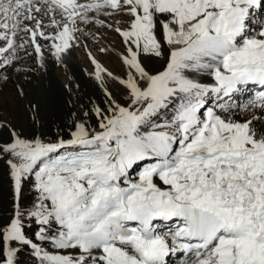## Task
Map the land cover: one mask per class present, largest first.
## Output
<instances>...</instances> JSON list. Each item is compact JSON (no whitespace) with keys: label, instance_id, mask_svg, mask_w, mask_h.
I'll return each mask as SVG.
<instances>
[{"label":"snow or ice","instance_id":"obj_1","mask_svg":"<svg viewBox=\"0 0 264 264\" xmlns=\"http://www.w3.org/2000/svg\"><path fill=\"white\" fill-rule=\"evenodd\" d=\"M261 13L264 0H0V85L83 47L104 96L28 100L31 135L0 121V264H264ZM101 30L119 37L97 48L119 73L81 42Z\"/></svg>","mask_w":264,"mask_h":264},{"label":"bare ground","instance_id":"obj_2","mask_svg":"<svg viewBox=\"0 0 264 264\" xmlns=\"http://www.w3.org/2000/svg\"><path fill=\"white\" fill-rule=\"evenodd\" d=\"M261 15H264V13H261ZM116 19H120V17H116ZM92 31H95V28H93ZM101 32L104 34V38L99 44L90 38H82L81 42L82 44H87L105 66L119 73L121 71L120 63L114 54L100 55L97 52V48L100 46H115L119 48V37L114 32H104V30H101ZM25 62L31 64V61L26 60ZM154 67H159V64L154 65ZM92 68L93 66L89 62L85 49L83 47H76L73 49L71 55L64 58V63L53 62L49 59L47 67L39 71H35V66L33 65L34 71L30 78L31 82H24L23 78L14 77L13 81L8 84H16L18 82L25 85L26 96L24 100H22L24 105L27 104L28 100H32L34 97H42L45 98L46 104L55 107L57 110H59L62 104L65 105L64 111L72 108L73 104L83 108L85 105L89 104L90 99L94 102H103L104 99L103 93L97 83L89 76ZM108 86L114 93L117 92V86L111 81H108ZM258 91V88L249 86L246 91L235 94L234 103H247L249 99L254 98ZM69 100H71L72 103H66ZM0 111H2V109ZM73 111H75V109H73ZM29 114L30 113H28V116ZM28 116H24L22 120H19L16 115L8 116V114H2L0 115V121H10L11 124L16 127L17 131H23L26 135H31L33 129L31 126V119L28 118ZM53 131H55V128H53ZM9 197L7 180L3 177L2 173H0V216L10 214L11 212ZM167 259L169 264H180L183 257L180 254H176Z\"/></svg>","mask_w":264,"mask_h":264},{"label":"rangeland","instance_id":"obj_3","mask_svg":"<svg viewBox=\"0 0 264 264\" xmlns=\"http://www.w3.org/2000/svg\"><path fill=\"white\" fill-rule=\"evenodd\" d=\"M21 84H23V83H21ZM23 87H24V90H26L24 84H23ZM253 96H254V94H253ZM25 108H27V104L24 105L23 101L17 96V91H16V87L14 86V84L0 85V110L2 109V111H0V115H2V114H8V116L16 115V116H18L19 120H22L24 118V116H26L25 111H24ZM28 118L31 119V113L29 114ZM31 198H32V193L28 189V187L26 186L25 192H24V197H23V204L26 205L31 200Z\"/></svg>","mask_w":264,"mask_h":264},{"label":"water","instance_id":"obj_4","mask_svg":"<svg viewBox=\"0 0 264 264\" xmlns=\"http://www.w3.org/2000/svg\"><path fill=\"white\" fill-rule=\"evenodd\" d=\"M9 200H10V202H11V198L9 197Z\"/></svg>","mask_w":264,"mask_h":264}]
</instances>
